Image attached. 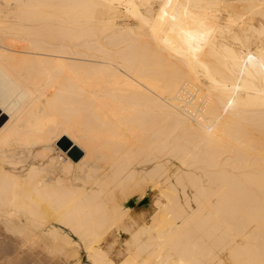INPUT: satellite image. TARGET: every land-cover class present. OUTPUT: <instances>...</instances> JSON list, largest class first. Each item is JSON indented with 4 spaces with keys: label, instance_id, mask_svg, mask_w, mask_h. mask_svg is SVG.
Listing matches in <instances>:
<instances>
[{
    "label": "bare ground",
    "instance_id": "1",
    "mask_svg": "<svg viewBox=\"0 0 264 264\" xmlns=\"http://www.w3.org/2000/svg\"><path fill=\"white\" fill-rule=\"evenodd\" d=\"M7 241L264 264V0H0Z\"/></svg>",
    "mask_w": 264,
    "mask_h": 264
},
{
    "label": "rangeland",
    "instance_id": "2",
    "mask_svg": "<svg viewBox=\"0 0 264 264\" xmlns=\"http://www.w3.org/2000/svg\"><path fill=\"white\" fill-rule=\"evenodd\" d=\"M125 22L127 23V22H129V23H131V25L132 26H135L136 25V20L133 18V17H128V18H126L125 19ZM150 200V199H149ZM149 200H144L143 201V204H144V206L146 207V208H149V203H150V201ZM75 239H77L75 236H73ZM2 242H0V249H2V248H5L6 249V251H4V253L2 252V253H0V263L1 264H6L7 262H8V264L11 262V260H12V262L14 261V263H10V264H51V263H57V264H65L64 262H63V260L61 259V257H58V255H57V257L49 250H47V249H44V250H39V253H38V251H37V253L35 252V253H33L34 255L32 256V254H31V252H30V254H28L27 252H25V254L24 255H26V257L23 255L22 256V254H23V252H21V251H17V253L15 254V255H18L17 257L16 256H14V245L12 244V242L10 243V241H7V242H5V244L4 243H2ZM6 244H8V245H6ZM2 245V246H1ZM3 245H5V246H3ZM13 245V246H12ZM14 251V252H13ZM41 251V252H40ZM13 252V253H12ZM18 252H20V253H18ZM42 252H44V253H42ZM28 255H27V254ZM41 253V254H40ZM6 254V256H5V259H4V255ZM19 254H20V256H22V257H20L19 256ZM43 254V255H42ZM45 254H47V256L45 255ZM38 255V256H37ZM42 257H41V256ZM52 255V256H51ZM49 256H50V259H49ZM55 256V257H54ZM71 256V255H70ZM12 259H11V258ZM18 257H19V260L21 261H19L18 260ZM30 257V258H29ZM45 257V258H44ZM17 258V261H19V262H17L15 259ZM32 258V259H31ZM49 260H47V259ZM52 258V259H51ZM59 258V259H58ZM3 259V260H2ZM10 260V262L8 261V260ZM22 259V260H21ZM34 259H36V260H34ZM39 259V260H38ZM47 261H46V260ZM58 259V260H57ZM88 258H87V256H86V252H85V250H83V246L82 245H80L79 247H78V249H77V252L75 253H72V256H71V258H70V260L68 261V264H90V262L87 260ZM6 260V261H5ZM27 260V261H26ZM33 260V261H32ZM42 260V261H41ZM60 260H62V261H60ZM3 261V262H2ZM30 261V262H29ZM35 261V262H34ZM52 261V262H51ZM25 262V263H24ZM32 262V263H31ZM37 262V263H36ZM47 262V263H46ZM49 262V263H48ZM61 262H63V263H61ZM53 263V264H54Z\"/></svg>",
    "mask_w": 264,
    "mask_h": 264
}]
</instances>
